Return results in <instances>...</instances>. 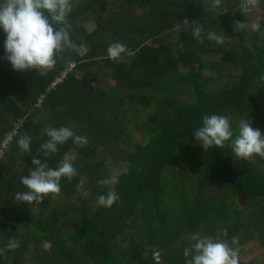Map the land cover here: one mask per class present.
<instances>
[{
    "label": "trees",
    "instance_id": "16d2710c",
    "mask_svg": "<svg viewBox=\"0 0 264 264\" xmlns=\"http://www.w3.org/2000/svg\"><path fill=\"white\" fill-rule=\"evenodd\" d=\"M244 2L224 0L214 17L207 0H72L71 46L44 76L13 71L0 32V247L19 241L0 252V264H185L183 249L198 234L264 249V157L238 160L227 143L203 148L192 137L210 113L234 124L246 117L264 133V35L235 25L264 17V0L246 15ZM185 19L222 30L223 44L192 40ZM114 41L130 54L109 60ZM50 125L73 126L88 142L69 140L45 161L37 150ZM24 134L31 151L21 155L16 139ZM66 152L77 173L61 179L58 194L38 206L15 201L34 155L54 168ZM181 160L192 177L170 174ZM114 165L117 183H101ZM110 187L119 200L98 206Z\"/></svg>",
    "mask_w": 264,
    "mask_h": 264
},
{
    "label": "clouds",
    "instance_id": "9594fccd",
    "mask_svg": "<svg viewBox=\"0 0 264 264\" xmlns=\"http://www.w3.org/2000/svg\"><path fill=\"white\" fill-rule=\"evenodd\" d=\"M260 3L261 0H245L241 13L246 15L258 8ZM72 8V0H0V32L4 34L2 47L13 71L35 70L40 76H44L54 68L58 57L71 46L68 17ZM207 12L214 13V17L224 13V0H207ZM262 20L264 17H258L235 25L249 34L264 35ZM181 26L184 31H188L190 27L192 40L200 44L207 41L220 46L226 36L216 27L205 32L202 24L197 21H192L189 25V21L185 19ZM128 54L126 45L119 41L112 42L106 49L109 60H120ZM44 135L46 139L40 143L37 154L45 161L69 140L78 148L84 147L88 142L86 135L77 134L74 127L69 125L47 126ZM192 137L203 148L222 149L227 143L238 160L264 157V133L254 128L251 120L246 117L234 124L227 115L205 114L201 117L199 126L193 129ZM31 141L32 137L28 134L17 137L19 154L31 151ZM75 160L74 154L66 152L55 167L50 168L47 162H42L34 155L28 174L19 178L21 190L14 193L15 201L29 205L35 202L38 206L49 194H58L61 179L71 180L76 175ZM122 170L126 172L127 165ZM111 183L114 185L117 181L112 180ZM82 184L83 181L77 187L80 188ZM118 200L119 194L114 187H110L97 196L96 204L110 208ZM193 240V243L183 249L185 264H239L236 249L223 239L198 234ZM236 243L237 238L233 237L232 244ZM18 247L19 241L10 238L0 247V252Z\"/></svg>",
    "mask_w": 264,
    "mask_h": 264
},
{
    "label": "rangeland",
    "instance_id": "374dc122",
    "mask_svg": "<svg viewBox=\"0 0 264 264\" xmlns=\"http://www.w3.org/2000/svg\"><path fill=\"white\" fill-rule=\"evenodd\" d=\"M256 18H258V16L256 14H254L253 20H255ZM94 27H95V25L92 22L85 24V29L88 32L92 31L94 29ZM191 68L193 70L195 69V67H193V66H186V65L182 66V69H184V70L191 69ZM88 79H89V81H91L90 77H88ZM90 83H94V81H91ZM179 97L181 99H183L184 97L188 98L184 94H183V96L180 95ZM37 106H39V104ZM125 106H127L128 108H132V106H136V105L132 104L129 100H126ZM139 115L145 119V117L148 115V112L141 109ZM180 163H181L180 166H178V165L172 166L171 165V168L169 171L171 175H173V176L176 175L175 177H177V178L179 177V179L181 177V176H179V174L181 172H187V170L191 172V165L190 166H189V164L187 165L183 160H181ZM109 169H110L109 174L105 178V181L107 183H105V184H107L108 186H112L113 184L111 183V181L116 179L120 169L118 166H115V165L110 167ZM192 175H193V173L191 172V177H192ZM190 181H191V179L190 180L188 179L184 184L189 185ZM166 201L169 202L168 199H166ZM236 201H237V204L239 206H241L242 200H241L240 194L238 192L236 193ZM167 204L168 203H163L162 206H167ZM195 233L198 234V232L196 230H195ZM193 236H195V235H193ZM45 246H47V244ZM236 251H237L238 256H239V264H241L242 261L245 264H263L264 263V249L258 247L257 243H255V242H251V243H248L247 245L240 246V247L236 248ZM154 256H155L156 260L159 259V256L157 254H154Z\"/></svg>",
    "mask_w": 264,
    "mask_h": 264
},
{
    "label": "built area",
    "instance_id": "2783aa9c",
    "mask_svg": "<svg viewBox=\"0 0 264 264\" xmlns=\"http://www.w3.org/2000/svg\"><path fill=\"white\" fill-rule=\"evenodd\" d=\"M245 3V2H244Z\"/></svg>",
    "mask_w": 264,
    "mask_h": 264
}]
</instances>
